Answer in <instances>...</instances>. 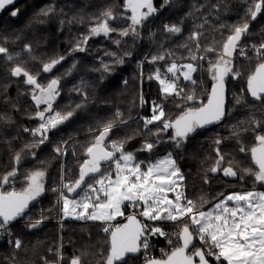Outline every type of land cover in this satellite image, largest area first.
I'll list each match as a JSON object with an SVG mask.
<instances>
[{
	"label": "snow or ice",
	"instance_id": "1",
	"mask_svg": "<svg viewBox=\"0 0 264 264\" xmlns=\"http://www.w3.org/2000/svg\"><path fill=\"white\" fill-rule=\"evenodd\" d=\"M13 2L14 0H0V10ZM165 3H168V0H165ZM245 3L244 18L232 25L221 24L218 29L219 39L213 37L206 47L200 42L201 37L205 35L202 31L204 25H198L190 32L184 44L177 45L178 48L186 49V57L176 58L173 50L162 46L159 54L146 58L152 65L165 62L163 71L161 67H156L148 79H155L159 83L162 98H176L179 114L170 118L164 105L154 101L150 117L139 118L143 121L142 129L133 130L124 140H112L110 134L113 129L129 123L117 109L113 118L98 127H89L91 139L83 147L82 160L77 161L78 174L61 165L60 187L52 188V191L58 194L54 206H59L62 218L75 216L77 219L102 223L107 246L97 253V264H127V258L142 251L144 264H211L209 258L214 259L217 264H264V191L254 188L227 195L219 193L212 197L211 201L202 196L197 202L186 196L184 175L171 152L146 163L137 160L134 152L125 149L126 142L136 135L151 133L156 140L152 142L145 139L138 149L151 152L156 144L162 142V135L169 130L172 134L168 136V140L175 148H180L197 129L223 120L226 115L225 79L229 76L239 79L243 75V66L237 67L234 64V54L237 52L249 60L252 57L248 56V51L254 54L257 62L247 75L246 92L254 101L264 104V34L259 43L242 45V40L250 35L249 19L254 21L264 13V0H245ZM213 7L218 8L216 5ZM54 11V8L48 7L42 9L41 14L47 16ZM156 11L153 0H124L120 18L127 20L128 25L123 28L112 27L110 21L118 17L111 8L106 9L100 17L94 18L89 33L76 42L74 50L84 51L91 36L108 37L111 33H117L121 38L136 36L139 34L138 28ZM17 14L18 10L11 12L13 17ZM164 32L169 35L181 34L182 28L176 24H166ZM114 43L119 46L121 40L117 39ZM23 51L31 54V45L25 44ZM208 54L214 55L215 59H210ZM20 55L21 53L13 54L8 47L0 44V58L12 63L9 75L13 78L23 77V83L30 86L28 94L35 105L32 118L37 119L39 124L34 129H24L33 140L25 143L19 152L13 154L11 170L0 174V230L5 232L9 231V225L23 216L29 205L45 191L46 172L43 168L25 173L26 186L17 190L14 187L19 175L16 166L25 155L35 157L33 149L48 142L49 133L69 121L76 110L82 108L88 100L87 94L76 88L74 90L82 95L83 102L66 111L57 110L54 104L61 94V77L41 83L38 78L40 73H33L24 67V62L17 59ZM106 55L116 54L106 52ZM124 55L130 53L125 52ZM64 59V56H59L42 62L41 71L52 72ZM200 61H207V72L213 81L206 103L198 101L194 91H186L180 85L181 79L192 85L196 84L193 74L199 70ZM115 62L122 64L124 60L117 57ZM72 67L75 68L76 65L73 64ZM103 70L109 71L110 65L103 64ZM140 99L143 104V98ZM236 102L239 104L242 101L237 98ZM0 119L4 117L0 116ZM152 125L159 126L153 129L149 127ZM242 132L253 133L255 143L250 148L239 143ZM232 135L237 138L239 151L249 152L251 162L255 166L241 169L239 178L243 180L245 175H248L253 178L254 184L264 186V119L251 117L247 127L234 126ZM222 142L220 137L214 141L216 159L209 170L213 174L222 172L225 177H237L238 171L234 168L233 160H228L225 166V154L220 148ZM68 143V140H61L54 146V153L58 157L66 156ZM73 155H76L75 150ZM73 176L74 179L71 178ZM207 182L205 179V183ZM6 185L8 188H5ZM125 202L132 208L131 214L127 216L124 212ZM206 204L211 206L203 210ZM121 216L125 217V223H112ZM45 219L47 217L43 215L42 210L39 218L34 221L29 219L27 227L35 229ZM164 222L175 224L177 230L166 232L160 226ZM152 237H164L168 241L170 251L161 250V258L149 254ZM197 240L200 247H196L194 243ZM11 243L16 252L23 248V242L18 238ZM43 259L44 264H50L46 258ZM63 260L62 253L57 250V258L53 264H62ZM10 262L17 264V257L12 256ZM69 264L84 262L81 256H73Z\"/></svg>",
	"mask_w": 264,
	"mask_h": 264
},
{
	"label": "trees",
	"instance_id": "2",
	"mask_svg": "<svg viewBox=\"0 0 264 264\" xmlns=\"http://www.w3.org/2000/svg\"><path fill=\"white\" fill-rule=\"evenodd\" d=\"M123 3L124 0H18L10 8L0 10V44L8 47L13 54L21 53L17 59L23 61L24 67L31 72H39L38 78L41 83H47L54 77H61V94L54 104L57 110L66 111L83 102L82 95L74 90L76 88L82 89L88 97L87 103L76 110L71 120L49 133L48 142L33 149L36 153L35 157L16 166L19 175L14 187L17 190L24 186L25 173L43 168L46 172L45 191L42 197L29 205L20 219L9 225L8 236L4 241L0 240V264H11L10 258L14 255L17 257V264H44L43 258L53 263L57 258V250L64 257L62 264H69L73 256H81L84 264H97L99 260L97 253L107 246L106 234L102 231L103 225L62 222L61 227H57L59 208L54 205L58 194L52 191V187L59 182L61 156L58 157L54 153V146L61 140L69 141L67 155L63 156V165L72 173L78 174L77 161L82 160L83 147L91 139L89 127H98L99 124L113 118L117 109L124 114V118L128 119L129 123L126 126L114 128L110 134L112 140H124L133 130L142 129L143 121L139 118L150 117L154 101L164 104L168 116L174 118L180 111L176 107L177 101L174 106L170 103L175 100V97L162 98L159 83L155 79H148L156 67H161L163 71L165 62L161 61L152 65L147 62V59L143 61L145 56L150 58L151 55L159 54L163 46L173 50L176 58L186 57V49L178 48L177 45L184 44L196 26L204 25L202 31L205 35L201 37L200 42L206 47L212 42L213 37L219 39L218 29L221 24L238 23L244 18L246 12L245 0H168L166 4L163 0H153L154 7L162 12L158 18L154 17L148 24L141 27V38H121L117 33H111L108 37L91 36L84 51L74 50L76 42L89 33V28L94 23L89 19L94 20L100 17V14L109 8L116 15L122 13ZM214 5L218 8L213 7ZM48 7L54 8L55 11L47 16L42 15L41 10ZM14 10H18L15 17L11 15ZM128 23L123 18L110 21L114 28L126 27ZM249 23L250 35L242 40V45L246 41V44L256 43L258 30L264 33V13H261L254 21L249 19ZM166 24L179 25L182 33L174 35L165 33L164 25ZM225 34H227L226 31ZM49 39L51 42H48ZM117 39L121 40L119 46L114 43ZM25 44L32 46L31 54L23 52ZM106 52L116 55H106ZM125 52L130 55L125 56ZM238 53L234 54V64L237 67L243 66V75L239 79H233L231 76L225 79L226 115L219 125L207 129L199 128L198 131L189 135L181 150L175 148L168 140V136L172 134L171 130L162 135V142L156 144L151 152L138 151L145 139L152 142L156 140L151 133L136 135L125 144L126 151H132L139 157L147 155L152 161L171 152L173 157L177 158L178 167L184 175L186 196L197 202L202 196L211 201L212 197L219 193L225 195L229 192L254 188L264 191L263 186L253 183L251 176L245 175L243 180L239 178L241 169L255 166L251 162L249 152L239 151L237 138L232 135V132L229 134L225 132L226 122L232 115H235L236 119H243L246 115L247 124L250 118L255 116L254 113L264 116V104L254 101L246 92L247 75L257 61L252 54L248 55L252 57L251 60L245 59L242 63L237 58ZM59 56H64L65 59L56 65L51 73L41 71L42 62ZM208 56L210 59H215L212 54ZM117 57H122L124 62L116 63ZM178 62L188 61L178 60ZM73 64L76 65L75 68L72 67ZM103 64L110 65V70L105 72ZM11 66V62L0 58V116L4 117L0 119V174L11 170L13 154L19 152L25 143L33 140V137L24 132V129H34L39 124L37 119L32 118L35 105L28 94L30 86L23 83V77L14 79L9 75ZM207 67V61H200L199 70L193 74L196 80L195 85L183 79L180 80V85L186 91H194L197 100L205 103L213 83ZM125 81H127L126 84ZM141 97L143 104H141ZM237 98H243L246 101L245 111L232 107ZM149 127L154 129L158 125ZM216 137L225 140V145H220L222 153L225 154V166L228 160H233L234 168L238 171L237 177H225L222 172L216 174L210 172L209 169L216 159L214 151ZM239 143L250 148L255 143L253 133L242 132ZM74 150L76 155H73ZM193 182L200 187L196 196L188 193ZM5 188L8 186L6 185ZM209 206L210 204H206L204 209ZM42 210L47 219L35 229L27 227L29 219L34 221L39 218V211L42 212ZM124 212L125 216L129 215L126 210ZM122 220L124 222V219ZM160 226L166 230L174 228L172 223H163ZM17 238L23 242V248L18 252L14 250L11 243ZM166 241L164 237H152L149 252H156L158 248L165 247ZM194 243L196 247H200L198 240ZM142 256L143 251L137 258H127V264H144ZM209 259L211 264H217L214 259Z\"/></svg>",
	"mask_w": 264,
	"mask_h": 264
},
{
	"label": "rangeland",
	"instance_id": "3",
	"mask_svg": "<svg viewBox=\"0 0 264 264\" xmlns=\"http://www.w3.org/2000/svg\"><path fill=\"white\" fill-rule=\"evenodd\" d=\"M164 1V4H166L165 3V0H163ZM122 11H123V7H122ZM161 12H162V10L161 11H156L152 16H150L144 23H143V25L142 26H140L139 28H138V35H136V36H132V35H129L128 37L129 38H132V37H137V38H141V32H140V29H141V27H143L144 25H146V24H148L149 22H150V20H152L154 17H156V18H158L160 15H161ZM120 14L121 13H118L117 14V17L118 18H120ZM129 14V13H128ZM89 21H94V20H92V19H89ZM113 21V20H112ZM151 25H152V22H151ZM262 34H264L263 33V31H260V30H258L257 32H256V43H259V41L261 40V38H262ZM52 39V38H51ZM51 39H49V41L48 42H51ZM246 43H247V41H246ZM243 44V45H248V44ZM30 45V44H29ZM32 47V46H31ZM24 52V51H23ZM253 53L251 52V51H248V55L250 56V55H252ZM146 56H145V58L143 59V61H145L146 60ZM237 58L238 59H240L239 61H242V63H244L245 62V58L244 57H242V56H240L239 55V53H238V56H237ZM255 58V57H254ZM238 61V60H237ZM51 73V72H50ZM14 79H16V78H14ZM235 96V95H234ZM58 98V97H57ZM57 101V100H56ZM241 103H234V105L232 106V107H238V108H240V109H243L244 111H245V105H246V101H244V99L243 98H241ZM176 102V98H175V100L174 101H170V103H171V105H173L174 106V103ZM231 103H233V102H231ZM164 105V104H163ZM43 107V106H42ZM164 108L166 109V107H165V105H164ZM255 114V117L257 118V119H264V116H259V115H257V113H254ZM236 116L235 115H232L231 117H229V119L227 120V122H226V126H225V132H226V134H229L230 132H232L233 131V127L236 125V126H238V127H240V128H243V127H247L248 126V124H247V117H246V115L245 116H243V119L242 118H238V119H236L235 118ZM229 121V122H228ZM236 121V122H235ZM234 123H235V125H234ZM159 126V125H158ZM196 131H198V129L196 130ZM217 138V137H216ZM215 138V139H216ZM223 140V142H222V146H224L225 145V140L224 139H222ZM215 141V140H214ZM183 145H184V142H183V144H182V146L180 147V148H178L179 150H181L182 149V147H183ZM215 146V145H214ZM169 153V152H168ZM167 154V153H166ZM166 154H163V155H161V156H159L158 158H162L163 156H165ZM136 155V154H135ZM33 158V156L32 155H30V154H28V155H25L24 157H23V159L21 160V162H20V164L19 165H21L22 163H24V162H27V161H29L30 159H32ZM136 158H137V160H140V161H145L146 163L148 162V161H152L147 155H142L141 157H139L138 155H136ZM157 158V159H158ZM174 159L176 160V164H177V166H178V163H177V158L176 157H174ZM60 160H61V165H63V162H64V157L63 156H61V158H60ZM156 160V159H155ZM154 160V161H155ZM45 183V182H44ZM184 184V183H183ZM185 185V184H184ZM26 185H25V183H24V186L23 187H25ZM54 187H60V178H59V182L57 183V184H55L52 188H54ZM264 187V186H263ZM199 186L195 183V182H193L191 185H190V189L188 190V193L190 194H193V195H197V191H199ZM250 190H253V189H248V190H242V191H236V192H243V191H250ZM256 190H259V191H262L261 189H256ZM229 193H231V192H229ZM229 193H227V194H229ZM44 194V193H43ZM43 194L40 196V197H42L43 196ZM57 194V193H56ZM185 194L187 195V192L185 191ZM227 194H225V195H227ZM40 197H38V198H40ZM37 198V199H38ZM34 202V201H33ZM128 203L127 202H125V206L127 205ZM125 206H124V210H125ZM211 206V205H210ZM209 206V207H210ZM58 208H59V206H58ZM208 208V207H207ZM207 208H205V209H203V210H207ZM58 217H60L61 219H62V222L64 223V222H78V223H92V224H96V225H102V223L101 222H99V221H91V220H87V219H77V218H75V216H69V217H64V218H62L61 217V214H60V212H59V216ZM121 217H123V216H121ZM121 217H117L116 218V220H114V221H112V223L113 224H117V223H119V222H123V220L121 219ZM147 223H149V224H151L152 222H147ZM164 223H170L171 224V222H164ZM163 224V223H162ZM172 225L174 226V228H175V230H177V228H176V226H175V224H173L172 223ZM57 227L58 228H60V226L59 225H57ZM166 232H169V233H171L172 232V228L170 229V230H166V229H164ZM9 231H10V227H9ZM9 231H8V233H9ZM8 233H6V235L8 236ZM173 240H175V238L173 237L172 238ZM166 242H168V241H166ZM50 264H53V263H50Z\"/></svg>",
	"mask_w": 264,
	"mask_h": 264
},
{
	"label": "built area",
	"instance_id": "4",
	"mask_svg": "<svg viewBox=\"0 0 264 264\" xmlns=\"http://www.w3.org/2000/svg\"><path fill=\"white\" fill-rule=\"evenodd\" d=\"M54 188H58V187H54ZM56 201H57V200H56ZM56 201H55V203H56ZM125 210H126L127 212H129V213L132 212V208H131V206H129L128 204L125 206ZM39 214L41 215V211H39ZM124 218H125V217H124ZM56 224L59 225V226L61 227V225H62V219H61L60 217L57 219ZM174 231H176L175 228H173L172 232H174ZM172 232H171V233H172ZM6 233H7V232H5V231H3V230H0V240H1V241H4V240L6 239V237H7ZM172 238H173V237H172ZM164 246H165V247H160V248H158V249L156 250V252H153V251H152V252H149V254H150L151 256L156 257V258H161V257H162V251H161V250H164V251H170V246H169L168 242H166ZM142 257H143V261H144V254H143Z\"/></svg>",
	"mask_w": 264,
	"mask_h": 264
},
{
	"label": "water",
	"instance_id": "5",
	"mask_svg": "<svg viewBox=\"0 0 264 264\" xmlns=\"http://www.w3.org/2000/svg\"><path fill=\"white\" fill-rule=\"evenodd\" d=\"M17 1H18V0H14L13 4L16 3ZM13 4H11V5H6L5 8L2 9V10H6V9L10 8ZM246 87H247V85H246ZM249 96H250V95H249ZM250 97H251V96H250ZM251 98H252V97H251ZM252 99H253V98H252ZM225 101H226V87H225ZM71 119H72V118H71ZM71 119H70V120H71ZM221 121H222V120H221ZM221 121H220L219 123H216V124L207 125V126H205L204 128H202V129H207V128H210V127L217 126V125H219V124L221 123ZM67 122H68V121H67ZM67 122H66V123H67ZM66 123H65V124H66ZM63 125H64V124H63ZM61 126H62V125H61ZM26 211H27V209L25 210V212H26ZM21 217H22V216H21ZM21 217H18L17 220L20 219ZM17 220H16V221H17ZM125 222H126V220H125L123 223H125ZM123 223H122V224H123ZM139 255H140V253H139V254H136L135 256H130V257H132V258H137Z\"/></svg>",
	"mask_w": 264,
	"mask_h": 264
}]
</instances>
